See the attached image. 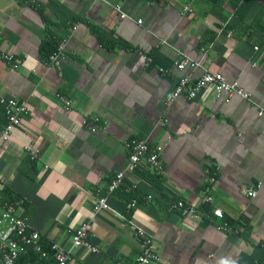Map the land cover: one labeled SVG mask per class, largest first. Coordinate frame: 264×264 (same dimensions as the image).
<instances>
[{"label": "crops", "instance_id": "obj_1", "mask_svg": "<svg viewBox=\"0 0 264 264\" xmlns=\"http://www.w3.org/2000/svg\"><path fill=\"white\" fill-rule=\"evenodd\" d=\"M185 2L0 0V216L10 210L41 240L72 249L69 264L133 263L138 227L154 237V264H264V50L255 49L264 42V0H195L189 11ZM62 41L67 57L57 68L41 46ZM180 54L238 81L251 99L207 89L169 102L183 75L204 72L179 70ZM3 98L28 106L7 140ZM133 136L159 150L162 169L144 161L126 170ZM209 168L217 181L208 204ZM119 171L123 187L110 192ZM102 196L112 209H97ZM177 199L200 215L172 210ZM207 207L239 224V234L217 229L223 219ZM85 222L98 251L72 246Z\"/></svg>", "mask_w": 264, "mask_h": 264}, {"label": "built area", "instance_id": "obj_2", "mask_svg": "<svg viewBox=\"0 0 264 264\" xmlns=\"http://www.w3.org/2000/svg\"><path fill=\"white\" fill-rule=\"evenodd\" d=\"M105 1V0H104ZM195 0H186L184 4V10H191L192 3ZM117 9L121 11V7L117 6ZM122 17L128 16L126 13L121 14ZM141 22V20H139ZM1 39V36H0ZM1 43V40H0ZM256 50H264V42L262 45H255ZM181 55V54H180ZM2 58L5 62L11 66L17 67L19 60L15 56L8 52H2ZM67 57L65 41L60 42L57 48L51 52L48 56V63L54 67L60 68L62 61ZM176 67L179 70L185 69L187 66L204 67L203 74L198 78H193L190 75H183L175 89L173 94L169 97V102L173 101L179 95H185L189 99H196L200 94L207 89H210L217 96H225L231 98L233 96L241 97L247 100L251 99V94L247 91L238 81L229 80L223 73L212 71L210 68L203 65L202 60H193L189 57L181 55L175 62ZM59 98L67 105H71V101L65 97L64 94H59ZM3 106L7 116L6 125L2 131V137L4 140L10 138L17 126L22 123L23 116L28 111L27 103L24 100L17 98H3ZM129 148L128 161L126 170L135 171L142 162L146 161L148 164L156 170L162 169L160 152L157 149L151 150L149 143L138 137H131L127 142ZM35 156V152L32 151ZM204 186V198L205 203H212L213 190L217 177L210 173ZM126 171H119L111 179L108 189L110 192L121 189L124 184ZM262 186V182L247 189L246 193L250 197H255L258 193V188ZM97 209H112L108 203V198L105 196L96 198ZM138 201L133 199L128 205V208H132L137 205ZM170 208L175 211H179L185 217H198L199 211L190 203L184 199H177L170 203ZM212 213L217 217L223 219V221L216 224L217 229L225 232H240L239 224L230 225L227 218L221 209L214 208ZM123 216L129 222L130 218L123 213ZM91 225L89 222L82 223L75 229L72 235V246L80 247L86 246L91 251H98L96 245L92 244L88 240ZM137 235L139 237L140 253L136 260L131 264H154L159 263L161 257L155 248V242L153 235L143 229L137 228ZM40 233L36 230H30V223L25 218L13 214L10 210L4 211L0 216V258L5 264H15L16 260L22 252L26 250L28 245H34L38 251H42L45 256L47 252L43 250L40 243ZM53 252L54 258L58 264H69L72 259V249L65 248L59 243H53L50 248ZM114 264H129L123 261H117Z\"/></svg>", "mask_w": 264, "mask_h": 264}, {"label": "trees", "instance_id": "obj_3", "mask_svg": "<svg viewBox=\"0 0 264 264\" xmlns=\"http://www.w3.org/2000/svg\"><path fill=\"white\" fill-rule=\"evenodd\" d=\"M95 31V30H94ZM103 41V40H102ZM104 43V41H103ZM58 43H56L55 46L48 42H44L41 46V55L45 60H48V56L51 52H53L57 48ZM151 147V146H150ZM151 150L152 149L151 147ZM34 160V159H33ZM34 163V161L32 162ZM210 173L215 175L217 177V173L213 168H209ZM205 186V185H204ZM14 201V198L12 197L10 200L7 201V204ZM212 208L210 209L209 207L206 208V212L209 214L210 211L212 212ZM126 216L128 217L127 213L124 212ZM208 216V215H207ZM205 216V221H214L213 218H210V216ZM129 218V217H128ZM230 225H236L237 223L232 220L228 219ZM218 224V222L216 223ZM40 243L43 247V250L47 252V255H43L42 251H38L34 245H28L26 247V250L20 254L18 259L16 260L15 264H58L57 260L54 258L53 252L50 249L52 244H49L47 241H43L40 239Z\"/></svg>", "mask_w": 264, "mask_h": 264}]
</instances>
